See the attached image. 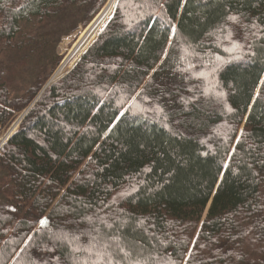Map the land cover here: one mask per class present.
Wrapping results in <instances>:
<instances>
[{"label":"trees","instance_id":"trees-1","mask_svg":"<svg viewBox=\"0 0 264 264\" xmlns=\"http://www.w3.org/2000/svg\"><path fill=\"white\" fill-rule=\"evenodd\" d=\"M106 1L0 0V130ZM262 77L264 0H118L0 150V264H264Z\"/></svg>","mask_w":264,"mask_h":264},{"label":"water","instance_id":"water-1","mask_svg":"<svg viewBox=\"0 0 264 264\" xmlns=\"http://www.w3.org/2000/svg\"><path fill=\"white\" fill-rule=\"evenodd\" d=\"M113 0H107L105 2V4L103 5V7L100 9V11L94 16V18L88 23V25H86V27L80 32V34L83 32V36L80 38V34L76 37L75 41L72 43V45L70 46V48L68 49L66 55L63 57V59L61 60V62L59 63L58 67L56 68V70L52 73V75L49 77V79L47 80V82L45 83V85L43 86V88L41 89V91L38 93V95L35 97V99L29 104V106L22 112V114L20 115V117L18 118V124L16 129L9 135L7 136V139L1 144L0 149L3 147V145L8 141V139L11 137V135L17 130V128L19 127L21 121L24 119V117L26 116V114L30 111V109L33 107V105L36 103V101L38 100V98L41 96V94L46 90V88H48L50 85L54 84L56 81H58L59 79L63 78L76 64L77 62L80 60L81 56L87 51V49L90 47V45L95 41V39L98 37V35L101 33V31L104 29V27L107 25V23L110 21V19L113 16L114 13V9L115 6L118 2V0H116L115 5H114V9L112 14L110 15V17L105 21V19L107 18V11L110 9L111 4H112ZM107 13V14H106ZM101 27V29H100ZM100 29V30H99ZM98 30V32L95 34V32ZM95 37L91 40L92 36ZM90 42V43H89ZM89 43V44H88ZM88 44V45H87ZM85 49V50H84ZM84 50V51H83ZM83 51V52H82ZM82 52V53H81ZM78 53H81L80 56L76 59V55ZM76 59V60H75ZM73 61V64L71 66H69V63ZM65 64V69L63 70V72L61 73V75L56 78L53 79V76L56 74L57 71H59V69ZM69 66V67H68ZM264 77H262L261 82L263 80ZM261 82L259 84V86L261 85ZM259 88V87H258ZM258 91V90H257ZM257 93V92H256ZM256 95V94H255ZM255 98V96H254ZM253 98V100H254ZM252 100V102H253ZM251 102V104H252ZM251 106L248 109V112L250 110ZM247 112V114H248ZM246 119V117H245ZM221 179H218V182L216 184V187L214 189V192L212 194V197L215 193V190L217 188V185L219 184ZM206 207V212L211 204V199Z\"/></svg>","mask_w":264,"mask_h":264},{"label":"rangeland","instance_id":"rangeland-1","mask_svg":"<svg viewBox=\"0 0 264 264\" xmlns=\"http://www.w3.org/2000/svg\"><path fill=\"white\" fill-rule=\"evenodd\" d=\"M84 28H82V27H79V29L76 31V32H74V33H72V34H70L69 36H64V37H60V41H59V43L53 48V52L57 55V56H62V59H63V57L66 55V53H67V51H68V49L70 48V46L72 45V43L75 41V39H76V37L80 34V32L83 30ZM22 69L25 71V72H28V74L30 73V74H32L31 75V78H33L34 77V75L36 74L35 72L36 71H38L36 68H35V66L34 65H30V66H28V67H22ZM205 77V79H207L208 78V76L206 75V76H204ZM209 91H211V90H209ZM25 110V109H24ZM23 110V111H24ZM22 111V112H23ZM22 112L14 119V120H12V122L8 125V127L7 128H5V129H3V130H0V140L2 139V137L9 131V129L12 127V125L16 122V121H18V118L20 117V115L22 114ZM22 122V121H21ZM21 124V123H20ZM20 126V125H19ZM19 128V127H18ZM17 128V129H18ZM242 128H243V124L240 126V128H239V131H238V134H237V138L239 137V134H240V132H241V130H242ZM237 138H236V140H237ZM1 150V149H0ZM204 214H205V212H204ZM251 243V245H254V243H253V241L250 239V240H247V244L249 245ZM246 244V245H247Z\"/></svg>","mask_w":264,"mask_h":264},{"label":"bare ground","instance_id":"bare-ground-1","mask_svg":"<svg viewBox=\"0 0 264 264\" xmlns=\"http://www.w3.org/2000/svg\"><path fill=\"white\" fill-rule=\"evenodd\" d=\"M115 2H116V0H113V2H112V4H111V7H110V9L107 11V18L105 19V21L110 17V15L112 14V12H113V9H114V5H115ZM100 29H101V27H100ZM99 29V30H100ZM98 32V30L95 32V34ZM95 34H94V36H92V38H91V40L95 37ZM83 36V32L80 34V38ZM90 43V42H89ZM88 43V44H89ZM87 44V45H88ZM85 50V49H84ZM83 50V51H84ZM82 51V52H83ZM81 52V53H82ZM81 53H78L77 55H76V59L80 56V54ZM75 59V60H76ZM73 64V61H71L70 63H69V66H71ZM68 66V67H69ZM65 64L59 69V71H57L56 72V74L53 76V79H56V78H58L60 75H61V73L63 72V70L65 69ZM17 124H18V121H16L13 125H12V127L9 129V131L2 137V139L0 140V146H1V144L7 139V136H9L15 129H16V127H17Z\"/></svg>","mask_w":264,"mask_h":264},{"label":"snow or ice","instance_id":"snow-or-ice-1","mask_svg":"<svg viewBox=\"0 0 264 264\" xmlns=\"http://www.w3.org/2000/svg\"><path fill=\"white\" fill-rule=\"evenodd\" d=\"M230 19H233V20H235L236 18H235V17H231Z\"/></svg>","mask_w":264,"mask_h":264}]
</instances>
